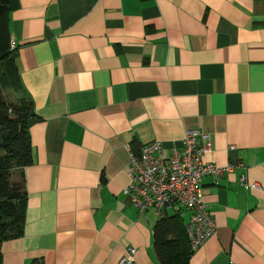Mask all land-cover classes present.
Instances as JSON below:
<instances>
[{
	"label": "crops",
	"instance_id": "1",
	"mask_svg": "<svg viewBox=\"0 0 264 264\" xmlns=\"http://www.w3.org/2000/svg\"><path fill=\"white\" fill-rule=\"evenodd\" d=\"M9 4L19 90L3 94L39 120L0 264H119L129 247L131 264H159L158 217L123 194L126 163L153 141L166 158L187 129L210 137L203 162L232 167L199 181L216 228L188 264H264V0Z\"/></svg>",
	"mask_w": 264,
	"mask_h": 264
},
{
	"label": "built area",
	"instance_id": "2",
	"mask_svg": "<svg viewBox=\"0 0 264 264\" xmlns=\"http://www.w3.org/2000/svg\"><path fill=\"white\" fill-rule=\"evenodd\" d=\"M13 49V48H12ZM212 150L209 135L187 129L180 148H172L169 155L162 156V144L153 141L140 147L138 152L130 149L126 163L128 185L123 190L138 213L153 209L158 219L168 210L189 213L186 226L189 246L196 251L214 233L215 223L202 201L200 179L230 172L232 167L216 166L203 162ZM242 186H248L244 177ZM250 188H258L257 183ZM135 249L129 247L119 264H131Z\"/></svg>",
	"mask_w": 264,
	"mask_h": 264
},
{
	"label": "trees",
	"instance_id": "3",
	"mask_svg": "<svg viewBox=\"0 0 264 264\" xmlns=\"http://www.w3.org/2000/svg\"><path fill=\"white\" fill-rule=\"evenodd\" d=\"M9 11V0H0V244L22 233L25 210L22 169L32 164L28 126L39 120L29 99L10 103L3 94L7 89L19 90L13 67L14 50L9 48ZM181 214L180 209L171 214L165 212L153 228V252L159 264H188L194 253Z\"/></svg>",
	"mask_w": 264,
	"mask_h": 264
},
{
	"label": "rangeland",
	"instance_id": "4",
	"mask_svg": "<svg viewBox=\"0 0 264 264\" xmlns=\"http://www.w3.org/2000/svg\"><path fill=\"white\" fill-rule=\"evenodd\" d=\"M168 213H173V211H167ZM184 213H186V212H184V211H182V214H184Z\"/></svg>",
	"mask_w": 264,
	"mask_h": 264
}]
</instances>
